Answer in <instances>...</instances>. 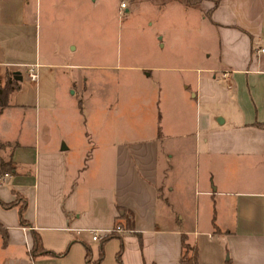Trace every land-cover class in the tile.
I'll return each instance as SVG.
<instances>
[{
  "label": "crops",
  "instance_id": "1",
  "mask_svg": "<svg viewBox=\"0 0 264 264\" xmlns=\"http://www.w3.org/2000/svg\"><path fill=\"white\" fill-rule=\"evenodd\" d=\"M28 1L0 0V34L19 35L0 45V159L14 170L0 201L19 195L27 223L22 201L0 205V264L91 263L111 234L99 264H115L119 244L121 264H180L181 236L197 264H264V0L259 11L248 0H140L154 9L155 57L117 65L71 63V43L32 60L26 37L41 10L31 0L27 13ZM159 17L194 31L198 52L161 38ZM31 232L55 255L31 257Z\"/></svg>",
  "mask_w": 264,
  "mask_h": 264
},
{
  "label": "rangeland",
  "instance_id": "2",
  "mask_svg": "<svg viewBox=\"0 0 264 264\" xmlns=\"http://www.w3.org/2000/svg\"><path fill=\"white\" fill-rule=\"evenodd\" d=\"M48 1L37 0V8L39 6L41 10V29L40 32L32 33L26 37V55L32 56V60L39 51L41 58L38 61L42 63V54L46 55L51 52V45L62 49L61 52H63L68 43L75 47V50L69 55V62L71 63L89 61L100 65L105 60L107 65L111 63L117 65L118 61L122 64H134L136 61L147 62L154 59L155 50L152 48L153 35L151 30L154 25L145 24V18L149 16L152 19L155 16L154 9L138 7L137 2L140 0H117L118 5L121 2L125 4L122 12H119L120 14L113 11L112 0H105L104 3L100 4L101 6L96 8L84 0H54L51 5ZM144 1H151L157 5L169 2V0ZM179 1L188 6L198 7L203 0ZM212 1L215 2V0ZM248 1L252 4L251 9L255 11L259 9L258 6L254 5V0ZM232 7L234 8L233 5ZM261 8L264 10V5ZM33 9L34 3L29 0L25 11L30 13ZM159 25L161 26L159 34L161 38L164 37L170 43H175L176 47L182 45L180 49L185 53L188 48V51L198 52L196 45L200 43L197 39L198 35L194 31L187 30L188 33L185 31L180 33L178 27L167 26L162 17H159ZM0 36V45L2 44L5 48H13L17 37H19V35L6 36L5 34H0ZM173 36L177 37L174 38ZM13 37L16 38L13 39ZM160 50L163 51V49ZM108 69H110L108 70L110 75L121 73L118 67L116 70L114 68ZM32 95V91H29L25 96L27 103H32ZM23 134L25 137L33 136L30 131Z\"/></svg>",
  "mask_w": 264,
  "mask_h": 264
},
{
  "label": "trees",
  "instance_id": "3",
  "mask_svg": "<svg viewBox=\"0 0 264 264\" xmlns=\"http://www.w3.org/2000/svg\"><path fill=\"white\" fill-rule=\"evenodd\" d=\"M215 4H216V2H215ZM8 81L9 80H7L5 82V86L3 88H0V94L3 93L6 89H8V86H9ZM2 105H4V104H2ZM2 105L0 104V107H2ZM257 125L264 128V123H257ZM6 174H11V175L14 174L13 166L11 164V161L4 162L0 159V178ZM19 200L22 201L21 205L18 206L19 223L21 225L27 226V223L22 218V212L24 209V201L22 200V198L19 195L16 194L14 197V200L12 202L4 203V202L0 201V205L3 208H9L10 206L17 205ZM213 230H214V232H219L218 229L214 225H213ZM0 233L2 234V239L4 242L5 234H4V232H2L1 228H0ZM114 235L115 234H111V235H108L102 239V241L100 242V248L98 251L97 260L90 263L86 259L87 264H99V262L101 261V258H102L101 245L104 243V241L113 237ZM31 239H32V244H31L30 249L28 250V253L31 257H34L36 255H42V254L43 255H46V254L47 255H55L52 252H49V251L44 250L42 248L40 238L35 232H31ZM180 244H181V253H180V257H179V263L180 264H197L196 250H195V248L189 246L188 244H186L184 242V236H181ZM120 253H121V244H119L118 250L115 253V264H121ZM226 261H227V264H230L229 260H226Z\"/></svg>",
  "mask_w": 264,
  "mask_h": 264
},
{
  "label": "built area",
  "instance_id": "4",
  "mask_svg": "<svg viewBox=\"0 0 264 264\" xmlns=\"http://www.w3.org/2000/svg\"><path fill=\"white\" fill-rule=\"evenodd\" d=\"M119 8L120 9H124L125 8L124 2H121L119 4ZM21 22L22 23H27V20L26 19H22ZM261 51H262V49H261ZM29 67H31V66H29ZM27 76H28V78L30 80H33L35 78V73L32 71L31 68H29V72H28ZM111 231L120 233V232H124L125 230L123 228L119 227V226H114V228ZM91 234H92L91 235V239L92 240H98V239H101V238H103L105 236L104 234L101 236L98 231H92Z\"/></svg>",
  "mask_w": 264,
  "mask_h": 264
}]
</instances>
